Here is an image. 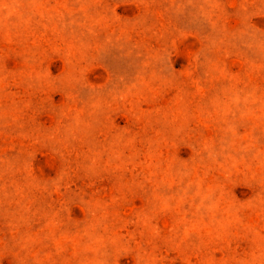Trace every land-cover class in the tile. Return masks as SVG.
Here are the masks:
<instances>
[{
	"label": "rangeland",
	"instance_id": "obj_1",
	"mask_svg": "<svg viewBox=\"0 0 264 264\" xmlns=\"http://www.w3.org/2000/svg\"><path fill=\"white\" fill-rule=\"evenodd\" d=\"M0 264H264V0H0Z\"/></svg>",
	"mask_w": 264,
	"mask_h": 264
}]
</instances>
